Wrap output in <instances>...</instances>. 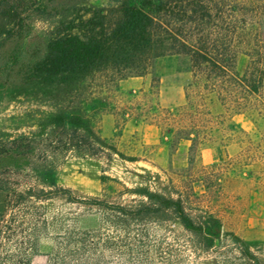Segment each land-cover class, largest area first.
<instances>
[{
	"label": "rangeland",
	"instance_id": "374dc122",
	"mask_svg": "<svg viewBox=\"0 0 264 264\" xmlns=\"http://www.w3.org/2000/svg\"><path fill=\"white\" fill-rule=\"evenodd\" d=\"M124 1L12 0L24 22L0 48V264H264V194L252 191L247 181L238 183L236 166L221 168L264 131V110L253 98L241 101L248 113L240 115L251 122L249 130L232 120L233 132L225 125L231 136L216 131L200 145L182 141L173 150L169 140L145 144L140 132H123L128 119L154 117L149 107L158 98L151 67L143 76L148 86L136 93L123 90V80L113 81L109 69L66 95L37 78L35 67L53 38L70 27L81 35L94 11L115 16ZM140 3L168 29L161 31L163 37L198 39L192 22L196 17L181 13L190 0H133L135 6ZM216 25L215 20L203 25L204 36L216 39ZM249 28L264 31V17ZM244 40L248 36L238 38ZM175 55L188 59L191 68L188 55ZM239 57L247 66L249 58ZM206 74L198 73L186 88L193 104L200 103ZM205 102L214 115L224 112L216 93H209ZM63 113L86 115L116 153L88 145L71 126H61ZM212 170L221 187L203 196L202 184L195 182L198 198H190L201 213L221 218L212 245L204 248L164 204L146 193L164 198L174 189L189 193L190 180ZM230 233L242 240L247 256Z\"/></svg>",
	"mask_w": 264,
	"mask_h": 264
},
{
	"label": "trees",
	"instance_id": "16d2710c",
	"mask_svg": "<svg viewBox=\"0 0 264 264\" xmlns=\"http://www.w3.org/2000/svg\"><path fill=\"white\" fill-rule=\"evenodd\" d=\"M187 6L186 12L182 10L181 13H190L196 17L192 21L198 34L196 41L181 39L180 36L163 37L161 31L167 32L168 29H162L141 3L139 6L133 5V0L121 3L115 16L103 10L94 11L81 35L72 33L73 28L70 27L49 42L46 57L35 67L37 78L42 85L66 95L98 71L109 69L112 73L109 77L113 81L143 77L150 73L152 60L166 55L185 54L190 58L194 78L198 73H207L205 79L208 84H204L199 91L200 103L193 104L186 89L184 105L162 108L155 101L149 107L154 114L152 119H133L156 126L162 140H169L173 150L182 141H191L192 147L200 145L203 141H209L216 131L231 136L226 132V123H229L230 131L233 132L236 125L232 116L248 113L242 100L253 98L264 110V98L261 95L264 31H252L249 28L254 19L264 17V0H190ZM211 20L218 24L216 39H210L209 33L204 36L205 29H202ZM23 22L22 13L12 5V0H0V48L8 45L16 34L14 28L22 29ZM241 35L248 36V40L239 42ZM238 54L249 58L242 76L236 71ZM153 82L156 87L154 97L157 100L158 79L154 77ZM209 93L217 94L223 113L214 115L206 106L205 99ZM260 115H264V112ZM59 122L63 127L71 126L86 144L116 153L115 147L93 130L86 115L63 113ZM234 166L237 167L238 183L247 181L252 191L264 194V131L258 133L256 140H249L247 147L235 158H227L221 168L227 171ZM244 169H248L247 174L242 176ZM203 174L190 180L191 185L187 187L189 193L174 189L168 198L160 194H146L149 199L164 204L171 217L193 237L198 238L204 248H208V245H212L216 235L214 229L220 225L221 218L216 219L206 211L203 215L199 204L190 200L192 196L196 197L193 183L202 184L206 193L203 196L210 195L221 184L214 170ZM148 210L158 212L155 208ZM230 235L236 242L235 247L247 256L248 249L242 240L234 233Z\"/></svg>",
	"mask_w": 264,
	"mask_h": 264
},
{
	"label": "crops",
	"instance_id": "0c3cea01",
	"mask_svg": "<svg viewBox=\"0 0 264 264\" xmlns=\"http://www.w3.org/2000/svg\"><path fill=\"white\" fill-rule=\"evenodd\" d=\"M245 69L246 61L244 57H239L236 61V71L242 76ZM151 71L158 78V103L162 108H173L185 103V90L193 78L188 59L178 55L158 57L154 60ZM148 84L147 79L136 77L121 81L120 86L125 91L136 93L144 90ZM232 120L240 124L244 130L251 128V122L243 115H233ZM123 132L127 134L140 132L145 144H159L161 138L156 126L142 124L132 119L126 120Z\"/></svg>",
	"mask_w": 264,
	"mask_h": 264
}]
</instances>
